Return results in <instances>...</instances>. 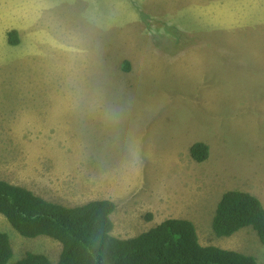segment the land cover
<instances>
[{"label": "rangeland", "instance_id": "374dc122", "mask_svg": "<svg viewBox=\"0 0 264 264\" xmlns=\"http://www.w3.org/2000/svg\"><path fill=\"white\" fill-rule=\"evenodd\" d=\"M0 180L68 207L106 190L116 238L186 219L202 245L264 264L251 227L212 229L227 191L264 206V0H0ZM0 233L9 264H57L53 239L1 215Z\"/></svg>", "mask_w": 264, "mask_h": 264}, {"label": "trees", "instance_id": "16d2710c", "mask_svg": "<svg viewBox=\"0 0 264 264\" xmlns=\"http://www.w3.org/2000/svg\"><path fill=\"white\" fill-rule=\"evenodd\" d=\"M7 41L17 46L18 32L9 31ZM123 70L129 71L127 61ZM189 155L194 162L203 163L209 159L210 149L197 142L190 146ZM115 210V203L109 200L68 207L0 180V215L22 237H48L60 243L57 264H259L253 256L202 245L194 223L186 219H167L136 237L116 238L112 235ZM247 227L264 246L261 201L248 192L227 191L214 213L213 232L217 237H231ZM12 257L8 236L0 233V264H9ZM15 264L52 262L46 255L27 253Z\"/></svg>", "mask_w": 264, "mask_h": 264}, {"label": "crops", "instance_id": "0c3cea01", "mask_svg": "<svg viewBox=\"0 0 264 264\" xmlns=\"http://www.w3.org/2000/svg\"><path fill=\"white\" fill-rule=\"evenodd\" d=\"M11 31V30H10ZM79 163V165H82L83 166V162H78ZM84 167V166H83ZM109 183V182H108ZM114 188V191H113V194H114V192H115V186L113 187ZM105 191V193H106V195H107V193H108V191H106V190H104ZM99 194V193H98ZM106 195L104 194V196L103 197H101V199L99 198V199H97V200H109V201H114L113 199H111L110 197H106ZM115 196V195H114ZM116 197V196H115ZM126 198V197H125ZM97 200H92V201H97Z\"/></svg>", "mask_w": 264, "mask_h": 264}]
</instances>
